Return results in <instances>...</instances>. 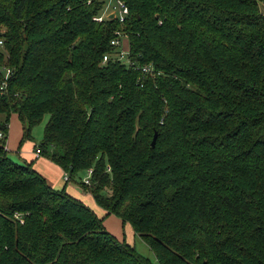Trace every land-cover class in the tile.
Returning <instances> with one entry per match:
<instances>
[{"label": "trees", "instance_id": "1", "mask_svg": "<svg viewBox=\"0 0 264 264\" xmlns=\"http://www.w3.org/2000/svg\"><path fill=\"white\" fill-rule=\"evenodd\" d=\"M123 1L0 0V264H153L9 158L13 113L158 264H264V0Z\"/></svg>", "mask_w": 264, "mask_h": 264}, {"label": "rangeland", "instance_id": "2", "mask_svg": "<svg viewBox=\"0 0 264 264\" xmlns=\"http://www.w3.org/2000/svg\"><path fill=\"white\" fill-rule=\"evenodd\" d=\"M104 1L106 8L111 7L114 3V0ZM260 9L264 13L263 4H260ZM122 46L123 51L126 55V40L123 41ZM13 116L16 122L15 134L12 135L14 127L11 130V135L10 130L8 129V136L6 140V148L8 151L7 155L9 156V158L18 163H29L35 171H37L45 178L46 182L55 184L58 187L54 189L60 190L64 188L65 192L73 193L75 196L79 197V199L81 198L80 200L83 201L85 205L90 207L99 217L102 218L105 229L113 234L118 241L127 243L138 253L147 257L153 264H158L155 254L151 249L149 243L139 235L135 234L129 224H125L123 226L121 220L117 216L113 214L105 215V213H103L101 207L95 202L93 197L82 190L77 180L68 181L67 184H65L64 171L58 164L54 163L44 155H35V147H39V144L43 139V128L47 118L45 117L41 123L32 128L30 138L22 140L21 121L15 113L13 114ZM10 117L12 118V114L10 115ZM80 175L81 179L85 180L89 177V172L85 170Z\"/></svg>", "mask_w": 264, "mask_h": 264}, {"label": "built area", "instance_id": "3", "mask_svg": "<svg viewBox=\"0 0 264 264\" xmlns=\"http://www.w3.org/2000/svg\"><path fill=\"white\" fill-rule=\"evenodd\" d=\"M128 15V7L127 5L124 3L123 0H114V3L111 7L109 8H106L105 6V2H104V6H103V10H102V13L97 16L95 19L97 21H101L104 17H112V18H116L118 20V22L122 23L125 21V18L126 16ZM116 38H113L111 41H110V44L115 46L119 51H117V60L122 62L123 64H125L126 66H130L131 65V62L129 61L128 57H127V53H128V44H127V52H126V55L123 51V46H122V43L124 40L127 41L126 37L122 34H120L118 31H117V34H116ZM2 45V42L0 40V46ZM107 55H104L103 56V59H102V62H105L107 61ZM142 71L146 74H151L153 75L152 73V69L150 67H143ZM10 70L9 69H5L4 70V74H5V78H7V76L10 74ZM35 155H40V151L38 148L35 149ZM68 179V176L67 174L64 172V180L67 181ZM86 183H88V178H86L84 180Z\"/></svg>", "mask_w": 264, "mask_h": 264}, {"label": "crops", "instance_id": "4", "mask_svg": "<svg viewBox=\"0 0 264 264\" xmlns=\"http://www.w3.org/2000/svg\"><path fill=\"white\" fill-rule=\"evenodd\" d=\"M260 4H263L264 5V3H260ZM14 114V113H13ZM13 114H12V118L10 117V123H9V130H10V135H11V130L13 129V127H14V131H12V135L13 134H15V125H16V122H15V120H14V116H13ZM14 125V126H13ZM48 183V182H47ZM51 187H53V188H58L55 184H50V183H48ZM65 184H67V182H65ZM69 193V192H68ZM86 193V192H85ZM70 195H72V196H74V197H76V198H78L79 199V197H77V196H75L73 193H69ZM90 195V194H89ZM81 199V198H80ZM79 199V200H80ZM83 202V201H82ZM102 209V208H101ZM102 211H103V209H102ZM103 213H104V211H103ZM105 215H107V214H105Z\"/></svg>", "mask_w": 264, "mask_h": 264}, {"label": "water", "instance_id": "5", "mask_svg": "<svg viewBox=\"0 0 264 264\" xmlns=\"http://www.w3.org/2000/svg\"><path fill=\"white\" fill-rule=\"evenodd\" d=\"M155 140H156V134H154L152 141H151V145L153 146L155 144Z\"/></svg>", "mask_w": 264, "mask_h": 264}, {"label": "bare ground", "instance_id": "6", "mask_svg": "<svg viewBox=\"0 0 264 264\" xmlns=\"http://www.w3.org/2000/svg\"><path fill=\"white\" fill-rule=\"evenodd\" d=\"M89 178V177H88Z\"/></svg>", "mask_w": 264, "mask_h": 264}]
</instances>
